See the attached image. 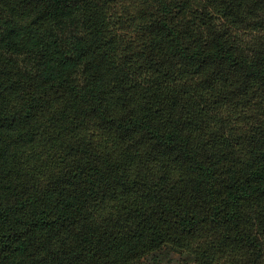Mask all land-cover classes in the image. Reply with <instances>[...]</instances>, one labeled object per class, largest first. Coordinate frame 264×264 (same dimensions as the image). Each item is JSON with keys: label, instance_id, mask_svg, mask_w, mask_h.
I'll list each match as a JSON object with an SVG mask.
<instances>
[{"label": "trees", "instance_id": "16d2710c", "mask_svg": "<svg viewBox=\"0 0 264 264\" xmlns=\"http://www.w3.org/2000/svg\"><path fill=\"white\" fill-rule=\"evenodd\" d=\"M264 264V0H0V264Z\"/></svg>", "mask_w": 264, "mask_h": 264}, {"label": "rangeland", "instance_id": "374dc122", "mask_svg": "<svg viewBox=\"0 0 264 264\" xmlns=\"http://www.w3.org/2000/svg\"><path fill=\"white\" fill-rule=\"evenodd\" d=\"M172 259L173 260H172L171 264H178V261L176 259V256H173ZM162 264H166V261L162 262Z\"/></svg>", "mask_w": 264, "mask_h": 264}]
</instances>
